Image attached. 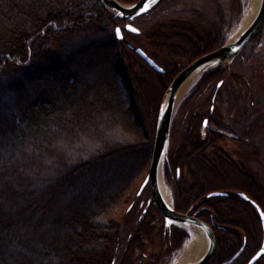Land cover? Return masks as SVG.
I'll return each instance as SVG.
<instances>
[{"label":"trees","instance_id":"obj_1","mask_svg":"<svg viewBox=\"0 0 264 264\" xmlns=\"http://www.w3.org/2000/svg\"><path fill=\"white\" fill-rule=\"evenodd\" d=\"M0 1L7 8L5 23L11 39L8 48L0 51V264H133L135 259H143L144 245L139 242L151 236L143 227L150 222L145 221L150 208L147 202L145 209L143 202L141 209L135 208L125 192L147 167L157 113L169 84L188 64L222 46L217 30L206 37L189 35L172 24L150 31V37L173 45L164 46L171 58L166 74L151 73L155 81L147 103L143 77L139 76L145 70L140 66L143 60L123 39H116L113 30L121 22L97 0ZM164 2L159 0L145 16ZM230 13L240 16L237 11ZM178 50L182 53L175 52ZM186 53L192 55L188 64L178 68L175 62ZM87 55L93 56V63ZM139 66L140 71L136 70ZM228 68L222 65L205 71L192 88L206 91L215 83L206 99L211 107ZM117 116L131 119L144 139L136 145L110 142L111 130L124 133ZM188 120L187 134L184 132L183 142L167 155L164 172L167 168L180 171L181 160L208 173L200 178L195 172L190 183L177 182L188 192L184 197L189 198L183 197V201L190 204L185 211L191 212L197 201L190 194L201 198L214 191H234H203L206 184L202 183L226 182L225 178L237 183L234 189L238 191L229 198L202 197L198 207L212 211L215 226L237 222L231 216L226 219L223 209L247 222L257 219L260 242L255 251L243 252L250 257L260 246L261 227L253 207L237 194L264 213V190L220 149L207 152L223 134L203 132L198 115H190ZM80 139L94 143L95 149L87 157L74 154V158L68 150ZM125 205L128 214L134 209L130 229L135 232L126 237H131L127 244L121 241V219L114 212ZM176 207L180 209L178 204ZM159 233L160 256L171 255L188 237L185 229L163 224ZM215 234L219 258L231 255L238 241L248 245L247 235L239 238L232 230H215ZM158 257L151 256L145 264L167 263ZM256 264H264V256Z\"/></svg>","mask_w":264,"mask_h":264},{"label":"rangeland","instance_id":"obj_2","mask_svg":"<svg viewBox=\"0 0 264 264\" xmlns=\"http://www.w3.org/2000/svg\"><path fill=\"white\" fill-rule=\"evenodd\" d=\"M54 1L69 2L71 0ZM75 1L76 3H79L82 0ZM117 1L124 5H131L137 0ZM248 3L249 0H166V2H164L162 6L157 8L153 13L134 22L132 26L140 31L139 35L133 36L126 33L123 30V25L121 23H119L118 26L121 28V30H123L122 39L124 40L123 42L125 45H129L133 47V49H142L148 56H152L154 58V61L157 63V65L165 68V70L168 71L167 69L171 67V58H167V53L170 52H167L164 46L168 45L169 48L173 44L170 45L164 42L162 43L159 38L150 37L149 35L152 34L150 31L158 29L161 25L172 24L175 26L179 25L176 26L178 27L177 29H181L185 32L187 31L189 32V35H200V37H206L212 35L209 34L212 33V31L215 33L217 30L223 45L226 42H229L234 33L238 30ZM230 10L234 12L237 11L240 13V16L236 17L234 14L230 13ZM7 14V8H5L3 2L0 1V51L6 50L9 46V43H11L9 30L5 23V20L8 17ZM114 30L113 35H115ZM170 49L168 50L170 51ZM189 49L191 50V48ZM175 52L182 53L180 50ZM191 53L193 55L192 51ZM191 53L180 54V58L178 57L177 62H175L177 64L176 66H178V68L186 66L188 64L186 60L190 59L192 56ZM86 58L90 63L94 62L93 56L87 55ZM83 63L84 62L82 61V65ZM132 63L134 64L133 60L131 61V64ZM141 63L143 64H140V66L142 65L143 69H145L143 73L141 72L139 74V76L143 77V98L147 103H149L153 94L152 85H154L153 80L155 81V77H153L151 74L153 70L148 65L146 66L143 61ZM140 66L136 70L140 71ZM199 77L200 74L195 77L190 85H188L187 89L184 90V92L176 100L172 118V126L170 128L168 139V151L170 153L174 152L176 148L183 142L180 138H183L185 133L187 134L186 129L190 115H198L201 117V119L209 116V118H211L210 125L222 132L221 134L224 133L225 137L217 141L213 145V148H209L207 152L210 153V151H212L214 148L220 149L223 151V153L228 155L230 160L235 162L237 166L242 167L250 175L254 182L264 190V25L260 29L259 33H257L254 38L245 46L242 52L239 53L229 68L226 69L222 74L221 79H224V82L222 83V87L218 88V94L214 99L213 111H210L211 106L210 104L208 105L206 99L213 91L216 84L214 83L211 85L206 91H204L203 88L194 91L192 88ZM130 114L131 113L128 110L129 117ZM116 121L118 125L123 128L124 133L117 128L113 131L111 130L108 135V140L110 142H129L130 144H135L136 142H141L144 139L142 132L138 131L137 126L131 119H125L123 116H117ZM94 149V143L92 144V142L86 139H80L68 151L73 157L76 155L78 158H84L92 154ZM139 155H142V153H139ZM150 157L151 151L148 157L146 169L133 178L130 187L125 192V194L129 195L130 199L132 200V204L135 205V208L141 209L144 205L143 209H145L146 202L149 205H147V208H150V210L146 208L148 211L145 214V221L150 222L148 224L146 223L147 226L143 225V227H147V230L149 229V234L151 236H147V240L144 238H141V240L140 238L138 239L140 240L139 243L142 242L144 245V255H141L143 256L140 257L143 258L140 259L141 261L138 259H135V261L133 260V264H145L148 260L150 261L151 259L149 258L154 255H158V259H161L162 262L163 260H168L167 262L176 261L178 260L181 249L191 238L190 230L185 229L187 231L188 237L183 241L178 249L174 250L171 255L160 256L162 252L158 253L160 247L162 246L159 233L160 226L163 224L162 217L151 200L148 188L145 187L143 191H140L141 185L147 175ZM180 164V178L178 182L184 181L185 183H190L194 176L192 173L195 172L198 177L200 176V178H204V175L208 176V173L205 171L197 169V165L195 167L189 164L184 165V162L181 160ZM165 178L164 172L162 180L166 190L168 191L170 201L169 206L172 207L175 201V206L178 204L180 208V212L178 213H185L186 207L190 204L184 202L183 197L185 193L187 194L188 192L178 187L174 176V171H171V176L168 179ZM236 179L238 180V178ZM223 180H226V182L220 181L212 183V181H209V183H202L206 184L203 191L208 190L210 192V190H213L217 187L234 190L230 191L231 193L227 192L229 195L235 194V192L238 191L234 189L236 188L237 183L235 184L234 182L227 181L228 178ZM201 181L203 182L204 180L202 179ZM241 184L244 185V183ZM238 187H240V181L238 182ZM138 194L140 195L137 196ZM208 194L209 193H206L201 196L204 198ZM147 196H149L150 199ZM186 197L189 198V195ZM186 197L184 198L186 199ZM190 197L197 201L195 205L202 201V197L198 198V195L190 194ZM142 202L143 205L140 206ZM224 210L225 209H223L221 212L225 214L224 216L226 219H230L231 216L234 217L237 222L235 223L229 221L227 223H223V226L234 231L239 236V238H241L240 236L242 235L248 236V245L246 243L245 246H241L240 242L238 241L234 251L232 252V254L235 255L240 251V249H242V255H240L238 258H240L239 264H244L249 256L243 255V252L245 250L250 252L255 251L256 249L253 248L257 247L260 242V231L259 227H257V219H253L254 223L247 222L248 220H243L240 217H237L235 214H231V212H229L228 215V210ZM135 211L137 212V210ZM114 212L118 213L121 219V241L126 242V237L131 232L130 222H132V214L134 213V209H132L131 214H128V208L126 205L118 206L114 209ZM255 222L257 224L256 226ZM134 232H131V237H133ZM230 242L231 244L233 243L232 240ZM137 254L138 253L136 252L134 255L136 256Z\"/></svg>","mask_w":264,"mask_h":264},{"label":"water","instance_id":"obj_3","mask_svg":"<svg viewBox=\"0 0 264 264\" xmlns=\"http://www.w3.org/2000/svg\"><path fill=\"white\" fill-rule=\"evenodd\" d=\"M98 1L109 13L113 14L115 18H117L119 21L126 23L124 27L126 31L137 34L138 31L130 24V22L148 13L157 4L159 0H137L131 5H124L118 2L117 0ZM146 5L147 7H145ZM263 25L264 0H259V6L256 11V14L254 15L253 19L246 27V29L235 40L226 42L218 49L197 58L188 66H186L183 70H181L171 81L161 101L156 117L148 171L140 190H142L146 186L148 187L151 200L153 201L156 209L161 214L165 227L179 226L187 228V230L189 228H198L203 232L207 240V246L204 253L196 261L186 263L169 262L164 264H205L212 256L215 247V239L213 233L206 224L193 217L175 212L172 207H170L164 202L159 192L158 170L161 163L163 168V162L166 159L168 151L170 126L173 117L174 107L177 100L176 93L181 87V85L185 82V80L195 70L201 68V72L199 74L202 75L205 71L210 70L212 68H216L222 65L229 66L231 62L245 48V46L260 31ZM132 29H135V31H132ZM117 30L119 29H115V36L117 39H121L120 30L119 34H117ZM135 53L152 70L158 73H162V69L158 67L150 58H148L146 54H144L140 49H136ZM220 195V193H212L209 196L214 197ZM241 197L246 199L243 195H241ZM256 209L259 214L262 228V241L258 252L250 259L247 264H254L264 254V215L258 207H256ZM239 254L240 252L237 253L229 262L225 264L231 263L232 260L235 259Z\"/></svg>","mask_w":264,"mask_h":264},{"label":"flooded vegetation","instance_id":"obj_4","mask_svg":"<svg viewBox=\"0 0 264 264\" xmlns=\"http://www.w3.org/2000/svg\"><path fill=\"white\" fill-rule=\"evenodd\" d=\"M132 24H134V23H131V25ZM120 32L122 33L123 32V30H120ZM126 33H128V34H131V35H137V34H134V33H130V32H126ZM131 47V46H130ZM131 48H133V47H131ZM150 57V56H149ZM151 58V57H150ZM153 61H154V59L153 58H151ZM154 63L157 65V63L154 61ZM158 67H160L161 69H162V73H158V72H156V71H154V72H156V73H158V74H165V69L163 68V67H161V66H159L158 65ZM220 84V83H219ZM218 84V88H219V85ZM214 99H215V97H213L212 98V101L214 102ZM210 111H213V107H211L210 108ZM203 117V116H202ZM202 124H201V130H203V132H213V133H216V132H218V133H222V132H220V131H218L214 126H212V125H210V122L209 121H211V118H209V116H207V117H205V118H202ZM209 123V124H208ZM223 136L225 137V134L223 133ZM171 153L168 151V156L170 155ZM180 172H179V169L178 168H175L174 169V176H175V179H176V181L178 182L179 181V178H180V174H179ZM171 176V170L169 169V168H167V169H165V177L168 179L169 177ZM165 178V179H166ZM212 193H220L221 195L220 196H214V197H210L209 195L210 194H212ZM237 196L239 197V198H241V199H243L244 201H247L252 207H253V209L255 210V212H256V214H257V216H258V219H259V224H260V227H261V223H260V218H259V214H258V211H257V209H256V207H258L259 209H260V207L257 205V204H255L253 201H248V199L246 200V199H244V198H242L241 197V195L240 194H237ZM206 198L205 199H212V198H229L230 197V195L228 194V193H226L225 191H214V192H211V193H209L208 195H206L205 196ZM200 203H201V201H200ZM200 203L199 204H197V208H196V210H194V211H190V210H188V211H185V213H183V214H185V215H187V216H190V217H193V218H195V219H197V220H199V221H201V222H203L204 224H206L210 229H211V231H212V233H213V236H214V239H215V247H214V251H213V254H212V256L210 257V259L205 263V264H225V263H227V262H229L235 255H231L230 257H228V256H223L222 258L220 257H218L217 255H216V244H217V240L219 239L218 237H217V235L215 234V230H220V231H223V232H227V231H229V229H227L225 226H223V225H220V226H215V223H214V219H213V213H212V211H209V210H207V208H205V207H198L199 205H200ZM256 206V207H255ZM173 208H174V210L176 211V212H180L179 210H177L176 209V206H175V201H174V203H173ZM260 211L262 212V210L260 209ZM206 213V217H204V214ZM263 213V212H262ZM263 215H264V213H263ZM261 232H262V228H261ZM246 245V241L244 240L242 243H241V246H245ZM260 245H261V243H260ZM259 248H260V246H259ZM259 248L257 249V251L253 254V255H251L245 262H244V264H247L249 261H250V259L258 252V250H259ZM242 249H240V254L235 258V259H233L232 260V262L231 263H229V264H236V263H238L239 264V260H240V258H238L240 255H242ZM238 252V253H239ZM217 256V257H216ZM264 256V254L261 256V257H263ZM224 257H226V258H224ZM228 257V258H227ZM261 257L259 258V259H261ZM258 259V260H259ZM257 260V261H258ZM256 261V262H257ZM256 262L254 263V264H256Z\"/></svg>","mask_w":264,"mask_h":264},{"label":"bare ground","instance_id":"obj_5","mask_svg":"<svg viewBox=\"0 0 264 264\" xmlns=\"http://www.w3.org/2000/svg\"><path fill=\"white\" fill-rule=\"evenodd\" d=\"M258 6H259V0H249L248 6L245 9L242 22L238 30L232 36L230 41L235 40L246 29V27L249 25L254 15L256 14ZM200 72H201V68L195 70L193 73L190 74V76L178 89L176 93V99L179 98V96L184 92V90L187 89L188 85H190V83L195 79V77L199 75ZM158 187L162 199L167 205H169L170 201H169L168 191L166 190V187L162 180V163L160 164L158 170ZM217 188H223V187H217ZM189 230L191 232V236H190L191 238L183 246L179 254L178 260H176L175 262L186 263V262L196 261L198 258L201 257V255L204 253L206 249L207 240L203 232L198 228L196 229L189 228Z\"/></svg>","mask_w":264,"mask_h":264},{"label":"snow or ice","instance_id":"obj_6","mask_svg":"<svg viewBox=\"0 0 264 264\" xmlns=\"http://www.w3.org/2000/svg\"><path fill=\"white\" fill-rule=\"evenodd\" d=\"M145 7H147V5ZM132 31H135V29H132ZM117 34H119V30H117Z\"/></svg>","mask_w":264,"mask_h":264}]
</instances>
